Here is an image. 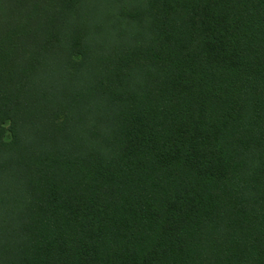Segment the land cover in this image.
Instances as JSON below:
<instances>
[{
    "label": "trees",
    "instance_id": "1",
    "mask_svg": "<svg viewBox=\"0 0 264 264\" xmlns=\"http://www.w3.org/2000/svg\"><path fill=\"white\" fill-rule=\"evenodd\" d=\"M0 264H264V0H0Z\"/></svg>",
    "mask_w": 264,
    "mask_h": 264
}]
</instances>
